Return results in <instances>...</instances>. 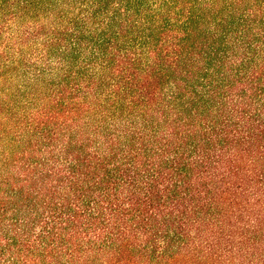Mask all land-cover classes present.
Wrapping results in <instances>:
<instances>
[{
    "label": "trees",
    "instance_id": "trees-1",
    "mask_svg": "<svg viewBox=\"0 0 264 264\" xmlns=\"http://www.w3.org/2000/svg\"><path fill=\"white\" fill-rule=\"evenodd\" d=\"M0 264H264V0H0Z\"/></svg>",
    "mask_w": 264,
    "mask_h": 264
}]
</instances>
